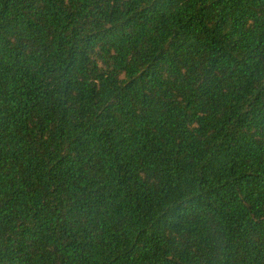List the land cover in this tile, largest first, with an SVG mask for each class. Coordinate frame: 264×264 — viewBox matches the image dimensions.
<instances>
[{
  "label": "trees",
  "instance_id": "1",
  "mask_svg": "<svg viewBox=\"0 0 264 264\" xmlns=\"http://www.w3.org/2000/svg\"><path fill=\"white\" fill-rule=\"evenodd\" d=\"M0 264H264V0H0Z\"/></svg>",
  "mask_w": 264,
  "mask_h": 264
}]
</instances>
